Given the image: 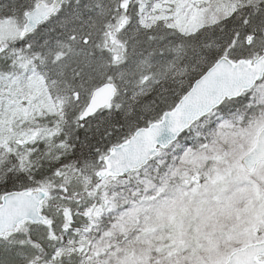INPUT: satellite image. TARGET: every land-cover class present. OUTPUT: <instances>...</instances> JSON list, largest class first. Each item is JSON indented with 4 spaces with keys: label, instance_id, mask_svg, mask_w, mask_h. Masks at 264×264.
<instances>
[{
    "label": "snow or ice",
    "instance_id": "1",
    "mask_svg": "<svg viewBox=\"0 0 264 264\" xmlns=\"http://www.w3.org/2000/svg\"><path fill=\"white\" fill-rule=\"evenodd\" d=\"M0 264H264V0H0Z\"/></svg>",
    "mask_w": 264,
    "mask_h": 264
}]
</instances>
